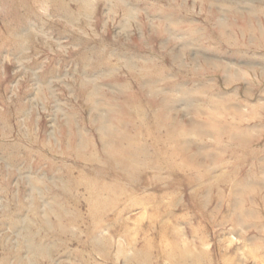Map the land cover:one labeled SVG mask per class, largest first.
<instances>
[{
    "label": "rangeland",
    "instance_id": "rangeland-1",
    "mask_svg": "<svg viewBox=\"0 0 264 264\" xmlns=\"http://www.w3.org/2000/svg\"><path fill=\"white\" fill-rule=\"evenodd\" d=\"M0 264H264V0H0Z\"/></svg>",
    "mask_w": 264,
    "mask_h": 264
}]
</instances>
